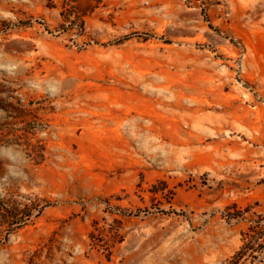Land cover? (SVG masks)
Instances as JSON below:
<instances>
[{"label":"rangeland","instance_id":"374dc122","mask_svg":"<svg viewBox=\"0 0 264 264\" xmlns=\"http://www.w3.org/2000/svg\"><path fill=\"white\" fill-rule=\"evenodd\" d=\"M261 216L264 0H0V264H226Z\"/></svg>","mask_w":264,"mask_h":264},{"label":"trees","instance_id":"16d2710c","mask_svg":"<svg viewBox=\"0 0 264 264\" xmlns=\"http://www.w3.org/2000/svg\"><path fill=\"white\" fill-rule=\"evenodd\" d=\"M234 219V216H229ZM264 217H259L255 226L251 227V234L241 248L227 260L226 264H264ZM251 259V262H248Z\"/></svg>","mask_w":264,"mask_h":264}]
</instances>
